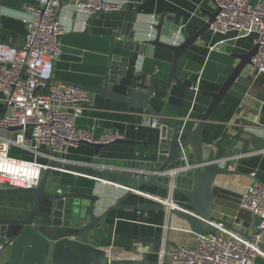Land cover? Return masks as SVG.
<instances>
[{
    "label": "crops",
    "instance_id": "crops-1",
    "mask_svg": "<svg viewBox=\"0 0 264 264\" xmlns=\"http://www.w3.org/2000/svg\"><path fill=\"white\" fill-rule=\"evenodd\" d=\"M61 1L58 16L64 34L59 38L61 55L54 62L53 82L84 88L100 87L111 50L113 55L135 58V54L122 48L121 39L124 35L120 34L119 38H115V34H119L125 24H131L136 40H150L155 35L154 30L150 29L152 19H155L157 24L160 17L165 16V20L171 19V23L183 28L188 36H192L206 22L203 11L215 10L212 0H110L121 3L122 8L118 11L104 12L87 24L89 18L87 19L74 6L79 0ZM249 1L255 3L259 0ZM29 4L30 0H0L1 43L8 40L9 44L16 48L23 46L26 28L22 18L26 15ZM252 39L251 36L235 39V34L219 35L208 30L184 52L176 66L174 74L176 78L182 80L181 86L175 82L168 88L155 84L153 95L149 99L152 109L170 123L185 121L189 127L196 125L211 101L200 93L215 92L219 89L237 64L233 56L249 52L254 46ZM170 42L179 44L180 34L176 32ZM138 61L142 71H155L157 78L165 81L172 55L155 48L150 58L139 57ZM249 79L251 86L242 100L226 95L211 113L203 127L204 141L221 138L233 129L239 118H245L264 128V76L249 73ZM129 81L128 73L119 84L113 86V91L120 95L126 94L125 89ZM4 111L0 104V114ZM153 120L146 112L136 110L123 102L91 95L90 102L76 120L77 128L90 132L94 137L105 131H116L123 139L139 142L138 145L135 147L112 145L100 150L95 156L92 148L80 144L58 158L65 160L66 163L88 164L106 169L120 168L127 159L154 160L159 128L149 126ZM260 133L264 137V132ZM145 147L148 148L149 154L145 153ZM22 156L28 158L26 154ZM233 167L234 163L231 169ZM238 170V175L218 176L213 183L210 218L213 223L230 225V218L237 209L244 188L250 183L264 181V149L252 153L241 163ZM251 173L255 174L253 179L249 177ZM59 175L72 184L73 191H81L76 186L84 185L87 188L85 192L90 193L96 185L103 195L100 212L126 192V189L109 186L94 179L71 174ZM166 194V191L143 186L132 193L123 204H152L148 196L164 198ZM172 199L180 208L191 209L186 197L174 194ZM31 205L32 199L29 196L0 194V217L22 218L28 213ZM252 220L249 213L241 212L239 225L236 226L239 233L248 235ZM48 224L49 222L44 219L35 221L36 227L49 240L53 241L58 236H74L71 229L49 227ZM102 226L106 228V233L101 228L98 233L87 234L81 239L95 247L111 249L112 256L116 259L132 258L131 252L136 247L119 238L120 234L149 237L161 242L149 245L152 253L147 255V259L150 262L158 261L156 252L163 240L169 253L177 247H191L195 244V234L190 231L187 223L171 213L166 215L164 209L146 212L115 210L102 220ZM2 253L8 254V250L0 254ZM164 263L171 264L168 258ZM255 264H264V256H259Z\"/></svg>",
    "mask_w": 264,
    "mask_h": 264
},
{
    "label": "water",
    "instance_id": "water-1",
    "mask_svg": "<svg viewBox=\"0 0 264 264\" xmlns=\"http://www.w3.org/2000/svg\"><path fill=\"white\" fill-rule=\"evenodd\" d=\"M59 2L62 5V1ZM102 13L104 12L98 11L93 14L87 24ZM217 13L216 10L203 11L206 22L192 36H188L183 28L171 23V19L165 20V16H161L154 26L155 35L150 40H136L131 24H125L120 33L115 34V38H119L120 34L124 35L121 39L122 48L135 54V58L113 55L111 50L99 88L71 85L90 95L123 102L150 115L159 124L154 160L127 159L120 168L106 169L88 164L62 162L51 155L52 159L46 163V169L36 187L0 190V194L29 196L32 199L30 210L24 217H0V246L1 252L9 251L7 264H159L150 262L145 255L124 259L113 257L108 262L107 250L86 243L81 237L90 233L96 234L101 228L106 233L102 220L115 210L136 212L163 210V207L157 204L126 205L123 202L143 186L168 192L170 181L173 182L172 194L186 197L191 205L190 210L180 208L171 210L170 213L185 221L192 233L200 236H216L217 230L210 220L213 183L218 176L238 175L241 163L252 153L264 149V137L260 133L264 132V128L245 118H239L233 129L221 138L204 141L203 127L226 95L240 100L246 96L251 86L249 79L251 59L257 52V46H253L246 54L233 56L237 64L217 91L200 93L211 101L196 125L189 127L185 121L170 123L152 109L149 99L153 95L155 84L168 88L172 82H175L181 86L182 80L176 78L174 74L176 66L184 52L209 30ZM176 32L181 37V42L177 45L170 42ZM4 44L16 48L9 44L8 40ZM155 48L172 55L170 70L165 81L158 79L155 71L146 72L139 68L138 58H150ZM128 73L130 81L125 89L126 94L120 95L114 92L113 86L119 84ZM52 81L53 78L47 84ZM21 129L12 128L10 131ZM138 143L122 139L108 145L82 144L92 148L94 155L97 156L100 150L112 145L135 147ZM225 144L227 146H224ZM145 148V153L149 154L148 148ZM232 163L234 167L231 169ZM59 173L94 179L109 186L126 189V192L111 206L100 212L103 195L96 185L90 193L85 192L87 188L84 185L76 186L81 191H73L72 184L61 178ZM37 219L46 220L49 222V227L71 229L74 236H58L53 241L49 240L36 227ZM119 238L142 246L161 243L149 237L129 234H120ZM258 248L264 254V242L260 243Z\"/></svg>",
    "mask_w": 264,
    "mask_h": 264
},
{
    "label": "built area",
    "instance_id": "built-area-1",
    "mask_svg": "<svg viewBox=\"0 0 264 264\" xmlns=\"http://www.w3.org/2000/svg\"><path fill=\"white\" fill-rule=\"evenodd\" d=\"M218 12L209 31L213 34H235V39L252 37L257 52L251 59L250 73L264 76V1L212 0ZM59 0H30L22 18L26 28L21 48L0 43V190L28 189L38 185L46 163L52 159L65 162L58 156L82 143L108 145L123 137L116 131H105L94 137L77 128L76 120L91 95L71 85L47 82L53 78L54 62L61 55L59 38L64 34L58 11ZM75 8L90 18L98 11L113 12L122 4L110 0H79ZM156 20L152 19L153 31ZM39 90L43 92H38ZM196 90V89H195ZM149 126L159 128L156 121ZM12 128H22L12 132ZM18 150L26 157H14ZM43 161V162H42ZM254 173L250 174L253 179ZM170 190L166 196L148 199L163 207L165 214L180 209ZM247 212L253 219L248 235L239 233V214ZM230 225L213 223L216 236L195 234L191 247H177L166 251L164 240L156 252L158 263L168 258L171 264H255L264 254L258 245L264 242V181L247 185L230 218ZM1 252V246H0ZM108 262L113 259L107 250ZM152 253L149 246L136 245L131 256L139 258Z\"/></svg>",
    "mask_w": 264,
    "mask_h": 264
},
{
    "label": "rangeland",
    "instance_id": "rangeland-1",
    "mask_svg": "<svg viewBox=\"0 0 264 264\" xmlns=\"http://www.w3.org/2000/svg\"><path fill=\"white\" fill-rule=\"evenodd\" d=\"M11 155L14 157H18V158L23 157L22 152L18 151V150L11 151ZM38 222H40V221H38ZM39 224H41V223H39ZM42 226H43V224L40 225L41 228H42ZM8 257H9V251H8V254H6V253L0 254V264H7Z\"/></svg>",
    "mask_w": 264,
    "mask_h": 264
},
{
    "label": "flooded vegetation",
    "instance_id": "flooded-vegetation-1",
    "mask_svg": "<svg viewBox=\"0 0 264 264\" xmlns=\"http://www.w3.org/2000/svg\"><path fill=\"white\" fill-rule=\"evenodd\" d=\"M46 221V220H45ZM1 253V252H0Z\"/></svg>",
    "mask_w": 264,
    "mask_h": 264
}]
</instances>
